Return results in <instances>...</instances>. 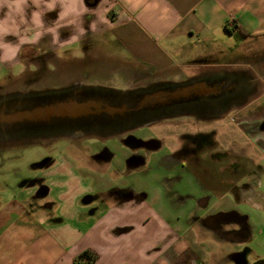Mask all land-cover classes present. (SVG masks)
I'll return each mask as SVG.
<instances>
[{
	"label": "crops",
	"instance_id": "crops-1",
	"mask_svg": "<svg viewBox=\"0 0 264 264\" xmlns=\"http://www.w3.org/2000/svg\"><path fill=\"white\" fill-rule=\"evenodd\" d=\"M232 35L264 37V0H0V83L34 75L33 84L43 89L72 83L101 88L138 73L148 76L153 88L206 80L210 93L198 101H211L213 107L201 114L217 121L225 115L221 101L239 95L238 85L244 86L242 95L252 85L250 79H238L245 74L229 62L230 47L218 48ZM220 55L227 60H218ZM62 72L69 77L62 79ZM43 73L51 75L50 82L38 77ZM239 102L233 103L246 105ZM175 114L157 116L149 125ZM251 122L241 118L236 124L244 135L239 139L213 126L216 150L225 156L212 166L218 173L216 196L205 204L169 196L185 191L189 182L180 163L169 162L160 148L150 149L135 165L126 161L128 151L113 149L112 162L99 167L104 172L95 174L92 184L85 174L93 172L78 177L70 165L60 169L68 178L49 186L0 180V264H73L87 249L97 254L94 264H252L263 259L251 243L264 233V174L256 183L252 174L256 167L264 170V117ZM245 181L250 182L247 191L230 196L229 189ZM230 210L242 220L223 217L213 226L202 221Z\"/></svg>",
	"mask_w": 264,
	"mask_h": 264
},
{
	"label": "rangeland",
	"instance_id": "rangeland-1",
	"mask_svg": "<svg viewBox=\"0 0 264 264\" xmlns=\"http://www.w3.org/2000/svg\"><path fill=\"white\" fill-rule=\"evenodd\" d=\"M243 38L244 39L240 36L232 35L231 38L226 40V43L223 40L224 43H218V48H224L223 44H225V48L226 46L227 48L228 46L230 47V49H227L229 54L227 58H229L228 60L230 63H236L234 68L235 71H241L245 74V77L239 76L238 79L252 80L251 89L249 88V90H246L244 95H242L243 91L241 88L244 86L238 85L235 93L239 95L232 97L229 101H221L226 104L222 107L226 108L223 118L214 123H209L208 125L206 123L203 124L204 128L216 126L220 131H230V133L234 134L238 139L240 137L244 138V135L239 131L236 125L241 118H248L253 124L255 119L264 117V37L257 35L254 37ZM216 58L221 62L227 60V58H223L222 55H220L219 58ZM211 62H213V60ZM16 70H18V68ZM197 71L199 70H193V73H196ZM111 72H108L110 76H117V73ZM42 76L46 77L47 75L43 73L38 77ZM32 77V79H26L24 76L23 78L21 77L22 79L13 77H7L4 79V81L0 83V101H39L42 96L38 95L37 92L41 93L42 91L44 93L48 92V94H45L48 96H44L45 99H47L46 97L49 98V96L55 95L54 91L57 90L56 88L43 89L40 87L41 84H38V86L37 83L33 84V80L36 79L34 75H32ZM50 77L51 75L47 76L49 82ZM60 77L65 80L69 77V73L62 72ZM86 77L88 78V74ZM182 78L176 77L174 80L176 79V81H179ZM109 81L112 82V80ZM150 81L151 79L145 74L138 73L130 76L124 75L119 81H116L111 85L108 84L109 86L107 84L105 87L100 86L102 89H108L105 90L106 94H103L104 90L100 93L96 90L95 93L98 98L93 99H104L114 108L124 104V113H127V115L133 114L131 113L132 107L136 105L135 102L137 101L126 97H120L117 93L119 91H125L129 94L132 93L135 97L138 92L151 91L153 89V87L148 86L149 83H151ZM178 84L180 83H177V85ZM158 85V88L164 87L161 86V84ZM172 85H176V83ZM82 86L89 87L92 85L88 84L87 86L82 84ZM144 86L148 87L145 88ZM56 87H58V85ZM58 89L61 90V88ZM25 90L28 92H24ZM225 93L227 94V92ZM109 98H114L116 100L120 99V101H109L107 100ZM235 101L245 102L246 105L237 106L238 103H233ZM210 102L211 101L208 103L209 105ZM231 104L236 105L234 106L235 108H232ZM228 109L230 110L228 111ZM144 112L148 114L147 110ZM149 116L150 115H146V121ZM136 117L138 118V115H136ZM130 120L131 118L126 122L122 118L114 119V117L108 115L89 116L71 122L69 127L62 126L56 128L54 125H51V127L47 125L43 128L40 127L41 130L43 129L41 132L44 133V135L24 132L26 128L29 130H35L37 129L36 127H14L13 129H21V132L7 137L0 135V180L9 182L13 186L24 181H43L45 182L43 185L45 184V186H49L56 180H66L68 178L67 173H64L66 171H61L60 169L64 168L65 170H68L67 165H70L69 167L74 168V173L78 177L81 176L84 178V172H93L92 175L85 174L87 183L92 184L96 179L95 174H98L99 172L102 174L104 172L99 170V167L105 168L107 167V164L112 162L109 160L107 161L104 158V156H106L104 151L106 149L108 151H110V149L118 151L121 149L122 144L120 142V137L123 136L125 131L130 130L129 126L132 123ZM158 123L159 121L156 120L151 122L150 125L156 124L154 126L155 128L159 126ZM189 123L192 122L190 121ZM132 126L136 129L140 126H149V123H144L142 125H135L133 123ZM147 132L148 128H145L140 134L147 135ZM251 135H253V133L250 135L247 134L245 138L250 139ZM238 144L239 142H237V145ZM245 148L247 151L249 150L248 144ZM85 164L87 166H85ZM87 167L92 168L87 169ZM111 173V170H107L106 174L109 175ZM53 195H56V193L54 192ZM196 226L198 229L201 228V224L197 223ZM254 227L257 231H260V228H262L258 223L255 224ZM251 244L258 253H264V233L258 234Z\"/></svg>",
	"mask_w": 264,
	"mask_h": 264
},
{
	"label": "flooded vegetation",
	"instance_id": "flooded-vegetation-1",
	"mask_svg": "<svg viewBox=\"0 0 264 264\" xmlns=\"http://www.w3.org/2000/svg\"><path fill=\"white\" fill-rule=\"evenodd\" d=\"M206 64H216L215 60L206 59L204 60ZM1 86V85H0ZM86 88V90L93 89V87H84L82 84L72 83L67 87L61 88V90L57 89L54 91L55 96L63 95V94H78L79 92H85L82 89L77 88ZM29 90V89H27ZM25 90L24 92H28ZM82 90V91H78ZM97 91L105 92V89L99 88L95 89ZM38 95L42 96L39 101H47L44 96L48 94V92H37ZM40 93V94H39ZM53 93V94H54ZM57 100L65 99L63 97L56 98ZM75 100L81 101L83 98L75 97ZM109 101H120V99L109 98ZM92 101H106L104 99H93ZM209 101H196L193 103L185 104V106L176 107L175 115H172L170 118H164L159 121V126L149 125V126H140L138 128H134L131 124L129 126L128 131H125L123 136L120 137V142L122 144L121 149H125L129 152V156L126 161L131 165H135L140 162L143 163L145 161L147 153L150 149L160 148L168 153L169 162L180 163L182 172L184 171L188 178V186H186V190L183 192H178L176 190L171 191L169 193L170 197L176 196L181 199H194L199 202H204L210 200L211 198L216 196V190L218 185V178L215 176L218 174L217 171L212 169V166L217 165V161L222 155L216 149V130L211 127L205 129L203 124L213 123V116L210 114H197L196 115H186L185 112H201L204 109H208V111L213 107L208 104ZM179 108V110L177 109ZM234 110V109H233ZM183 112V113H182ZM171 113H161L158 115L150 116L153 120V117H165ZM150 118V119H151ZM189 118V119H188ZM209 118V119H206ZM192 123H189V122ZM145 128H148L147 135L140 134ZM254 130V129H253ZM44 135V133H37V135ZM106 156L104 158L108 161H112L115 153L113 149L108 151L107 149L104 151ZM252 174L255 175L254 181L255 183L259 181L264 174V170L261 167H256L252 170ZM183 177V174L180 178ZM178 179V177H177ZM175 180V177L173 178ZM227 183V181H226ZM250 186V182L245 181L244 184L236 185L235 187H231L229 189L230 196L233 198L236 195V192L247 191ZM44 189V188H43ZM45 190V189H44ZM131 193V192H130ZM126 194H129L127 191ZM133 194V193H132ZM139 195L145 196V193H140ZM217 213H212L208 215L202 221L207 223L208 225H215L221 221L223 217L225 220L227 219H236L241 221L242 219L237 217L236 213L230 210L226 215H216ZM224 220V219H222ZM244 227V226H243ZM244 252H248L246 249Z\"/></svg>",
	"mask_w": 264,
	"mask_h": 264
},
{
	"label": "water",
	"instance_id": "water-1",
	"mask_svg": "<svg viewBox=\"0 0 264 264\" xmlns=\"http://www.w3.org/2000/svg\"><path fill=\"white\" fill-rule=\"evenodd\" d=\"M228 81V79H227ZM227 81L220 82V92H223V85ZM206 80L198 82H189L176 85H168L160 88H153L151 91H141L137 95L119 91L120 97H126L135 100L136 105L132 107L133 114H125L124 104L117 108L111 107L108 101H92L98 98L95 89L79 92L78 94L52 95L46 97L47 101H0V135L12 136L20 133L21 129H13L14 127H33L37 129H25L24 132L41 133L40 127L50 126L56 128L70 126V123L89 116L108 115L114 119L122 118L126 122L131 118V124H144L152 120L150 116L161 113H176V107L198 101L199 98L206 97L207 90L211 87H205ZM78 90V91H82ZM94 90V91H91ZM108 90V89H105ZM101 92V91H97ZM207 93H210L208 91ZM106 94V92H103ZM48 96V95H47ZM65 98L57 100L56 98ZM75 97L83 98V100H75ZM42 98H40L41 100ZM179 110V108H177ZM148 112L146 114L144 111ZM149 110V111H148ZM151 112V113H150ZM138 115V118L136 117ZM146 115H150L146 121ZM156 117V116H155ZM153 117V119L155 118ZM151 118V119H150ZM32 125V126H31ZM65 125V126H64ZM252 264H264V258L255 261Z\"/></svg>",
	"mask_w": 264,
	"mask_h": 264
},
{
	"label": "trees",
	"instance_id": "trees-1",
	"mask_svg": "<svg viewBox=\"0 0 264 264\" xmlns=\"http://www.w3.org/2000/svg\"><path fill=\"white\" fill-rule=\"evenodd\" d=\"M228 31L230 28L228 26L225 27ZM97 260V254L90 250H84L81 252L74 260L73 264H94Z\"/></svg>",
	"mask_w": 264,
	"mask_h": 264
}]
</instances>
